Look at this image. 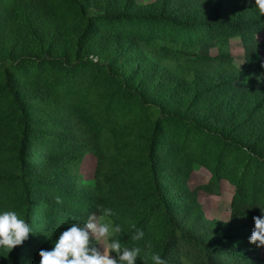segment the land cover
Masks as SVG:
<instances>
[{"label":"rangeland","instance_id":"obj_1","mask_svg":"<svg viewBox=\"0 0 264 264\" xmlns=\"http://www.w3.org/2000/svg\"><path fill=\"white\" fill-rule=\"evenodd\" d=\"M238 15L257 20L254 0H0V211L32 229L0 264H39L105 207L165 264H208L205 247L264 264V22Z\"/></svg>","mask_w":264,"mask_h":264},{"label":"clouds","instance_id":"obj_2","mask_svg":"<svg viewBox=\"0 0 264 264\" xmlns=\"http://www.w3.org/2000/svg\"><path fill=\"white\" fill-rule=\"evenodd\" d=\"M254 8L258 18L264 16V0H254ZM100 212L98 218L90 214L83 225L72 223L58 235L50 249H40L39 264H136L142 251L151 264H165L158 253L150 250V245L142 249L136 244H122L117 235L122 229L120 224L113 223L112 209L105 207ZM260 212L261 215L252 218L254 226L248 237V242L257 248L264 247V211L260 209ZM30 233V225L15 211H0V252L8 254L22 245ZM144 236L143 230L135 229L131 240L141 241ZM92 237L102 242V251L91 244Z\"/></svg>","mask_w":264,"mask_h":264},{"label":"trees","instance_id":"obj_3","mask_svg":"<svg viewBox=\"0 0 264 264\" xmlns=\"http://www.w3.org/2000/svg\"><path fill=\"white\" fill-rule=\"evenodd\" d=\"M240 2V6L242 8V12L244 10V6L246 4V0H239ZM222 5V1L219 3L218 5V10H220V7ZM162 18H164L165 20H167L168 22L170 23H173V24H176V19L172 18V17H166L165 14L162 15ZM260 22H264V16H261L260 18H258L257 20H253V21H250V22H246V21H243L241 19V16L238 15L236 20L233 21L232 24L236 25V26H243V25H246V26H249L250 25H255L257 26ZM200 25H203L204 27L208 28L209 26H211V23L210 22H207V21H203L202 23H199ZM191 29H194V27H191ZM240 36V35H239ZM8 89L9 91H11L13 94H16L15 91H14V88L13 86L10 84V81L8 82ZM18 102H19V108L22 110L23 112V120H24V128H27L28 126V117L29 115L27 114V111L25 110V106L24 104L21 102L20 99H18ZM163 116V115H161ZM165 116V115H164ZM167 117V115L165 116ZM160 124V123H159ZM22 145H23V149L20 153V158L22 160V163L25 162V158L27 156V153L24 151V148H25V140H26V137H27V131L24 129L23 133H22ZM222 136V134L220 135ZM159 136L156 138V142L159 141ZM247 149L249 150H252L251 147H247ZM160 175L158 174L156 176V192H157V197H158V200L160 203H162L164 206H165V214H166V217L169 219L171 225L173 226V228L175 229H179L181 228L180 226V223L178 222V220L176 219L174 213L172 212V209L170 207V204L168 203V200H167V197H166V194H165V190L163 189L162 187V182L164 181L163 178L159 177ZM183 234L184 235H187L188 233L185 232V229L183 231ZM200 240V236H198ZM202 237L205 238V235L202 234ZM200 243H201V240H200ZM215 245V244H213ZM201 246L203 247L204 245L201 243ZM205 247V246H204ZM22 250L24 249V247L21 248ZM205 250V253H206V256H207V259H208V264H233V261L231 259V254L228 253L227 251H223V252H220L218 254H216L214 257L212 256L211 252L208 251L207 249L208 248H203ZM239 264H245V263H239ZM254 264H263L262 262H259L258 258L255 259V262Z\"/></svg>","mask_w":264,"mask_h":264}]
</instances>
